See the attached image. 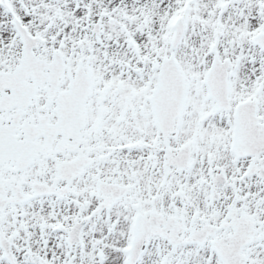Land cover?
Returning a JSON list of instances; mask_svg holds the SVG:
<instances>
[{"label":"snow or ice","instance_id":"6c2138e0","mask_svg":"<svg viewBox=\"0 0 264 264\" xmlns=\"http://www.w3.org/2000/svg\"><path fill=\"white\" fill-rule=\"evenodd\" d=\"M0 264H264V0H0Z\"/></svg>","mask_w":264,"mask_h":264}]
</instances>
